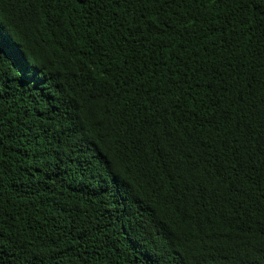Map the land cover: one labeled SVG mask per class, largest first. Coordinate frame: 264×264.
Wrapping results in <instances>:
<instances>
[{
  "label": "trees",
  "instance_id": "1",
  "mask_svg": "<svg viewBox=\"0 0 264 264\" xmlns=\"http://www.w3.org/2000/svg\"><path fill=\"white\" fill-rule=\"evenodd\" d=\"M264 264V0H0V264Z\"/></svg>",
  "mask_w": 264,
  "mask_h": 264
},
{
  "label": "snow or ice",
  "instance_id": "2",
  "mask_svg": "<svg viewBox=\"0 0 264 264\" xmlns=\"http://www.w3.org/2000/svg\"><path fill=\"white\" fill-rule=\"evenodd\" d=\"M34 264H42V261L39 260V259H37V260L34 262ZM152 264H156V262L153 261Z\"/></svg>",
  "mask_w": 264,
  "mask_h": 264
}]
</instances>
